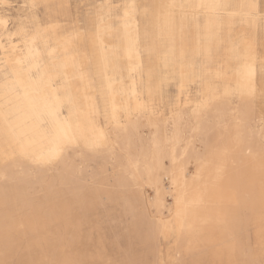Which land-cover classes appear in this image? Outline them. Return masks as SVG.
<instances>
[{"label": "rangeland", "instance_id": "rangeland-1", "mask_svg": "<svg viewBox=\"0 0 264 264\" xmlns=\"http://www.w3.org/2000/svg\"><path fill=\"white\" fill-rule=\"evenodd\" d=\"M42 7L0 0V264H264V0ZM42 13L70 35L71 70L31 23ZM249 50L252 94L237 75ZM53 105L75 135L57 158ZM174 127L172 158L151 161L152 137Z\"/></svg>", "mask_w": 264, "mask_h": 264}, {"label": "snow or ice", "instance_id": "snow-or-ice-1", "mask_svg": "<svg viewBox=\"0 0 264 264\" xmlns=\"http://www.w3.org/2000/svg\"><path fill=\"white\" fill-rule=\"evenodd\" d=\"M25 7H28L27 5ZM40 6L33 3L31 5V8L33 10L38 9ZM201 8L208 7L205 5H201ZM213 8H221L226 7L223 5H213L210 6ZM255 5H249V8L254 9ZM30 21L34 25H38L40 27H43L44 22L39 19L38 16L36 17H29ZM8 21L0 18V25H6ZM40 27H37V32H39ZM29 31V28L26 26L24 29H22V34L27 35ZM37 38L33 36L31 40V45L37 44ZM31 51V48H30ZM17 63H21V61H18ZM264 64V61L261 62ZM254 64V58L251 55V50L243 57L241 66L237 69V75L239 77L238 85L241 89L247 90L249 94L254 93L255 87H254V74H255V68L253 67ZM39 71V68L37 67V72ZM36 72H30V78L36 77ZM219 75V74H218ZM16 78L12 81L14 85V91L19 95L21 91L23 90V94L25 97H28L29 93L27 91V87L25 85V81L20 77L19 73L15 74ZM42 91V90H40ZM38 101L35 99H30L29 103L32 105H35ZM52 111L49 112V115L52 117L54 123L57 125L55 132H54V142L56 144V147L53 149V151L50 154V158H57L61 152L63 151L64 146L67 144H70L74 141L75 135L73 132V128L70 121V117L65 118L63 121H61V112L56 111L54 108V105L52 106ZM8 117L6 116V119ZM100 136L103 137V133H100ZM182 198L178 195L177 197V206L179 207L182 203ZM264 235V233H262Z\"/></svg>", "mask_w": 264, "mask_h": 264}, {"label": "bare ground", "instance_id": "bare-ground-1", "mask_svg": "<svg viewBox=\"0 0 264 264\" xmlns=\"http://www.w3.org/2000/svg\"><path fill=\"white\" fill-rule=\"evenodd\" d=\"M37 2L38 3H42L43 7L41 8V11H43L45 8H48L51 4L55 3L56 0H37ZM41 16H44L47 19H49L47 21V23L43 26V30L49 31V33L54 35L55 47H56L57 51H59V53L61 54V57L63 58L67 68L69 70H71L74 67V65L75 66L77 65L79 56H78V54L76 52L74 54V52L72 50V40H71L70 35L68 33H66V32H57L56 31L57 27H58V24H57L56 21L58 19L55 20L56 18H54L50 14L46 15V14L42 13ZM8 26H9L8 23L6 25H0V35L7 32ZM4 61L10 66V68L14 72H16V70L18 68H20V66H22V62H23L21 53L18 52L16 50V48L13 47V46H11L10 49L8 50V52L4 54ZM18 61H21V63H17ZM218 73L221 74L222 71L218 72ZM84 88L83 87H81L80 89L78 88V96L80 98H82V99L84 98L83 94L85 93V89ZM90 109H92V108H90ZM171 132L174 133V135L169 139V141H170V142L168 141L169 143H165V141H167V139L166 140H162L161 138H159L157 136H153L152 137V139H151V141L149 143V145H150V147L152 149L151 154L149 156V159L151 161H155L160 156L165 155V154L169 155V159L172 158V156H171L172 153L170 151L166 152L164 150L163 146L164 145L167 146L168 144H171L172 142L177 141L179 133H180L179 127H174V129ZM122 148H123V146H122ZM127 150L128 149H126V151ZM125 154H127V153H125ZM181 178H182V175H181ZM152 190L153 191H152V194L150 196L152 198V200H154V199L164 200L165 199V201H167L165 196L162 194L160 188L157 185L154 186ZM166 191H167V189H166ZM168 194H169V192H168ZM146 198H148V197H146Z\"/></svg>", "mask_w": 264, "mask_h": 264}]
</instances>
